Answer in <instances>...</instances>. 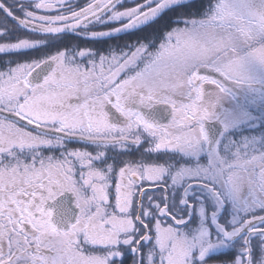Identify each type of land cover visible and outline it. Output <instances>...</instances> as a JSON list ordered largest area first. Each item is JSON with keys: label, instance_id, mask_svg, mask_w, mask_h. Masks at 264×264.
<instances>
[{"label": "snow or ice", "instance_id": "snow-or-ice-1", "mask_svg": "<svg viewBox=\"0 0 264 264\" xmlns=\"http://www.w3.org/2000/svg\"><path fill=\"white\" fill-rule=\"evenodd\" d=\"M0 264H264V0H0Z\"/></svg>", "mask_w": 264, "mask_h": 264}]
</instances>
